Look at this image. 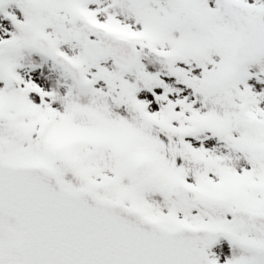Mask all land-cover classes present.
Wrapping results in <instances>:
<instances>
[{"label": "rangeland", "instance_id": "rangeland-1", "mask_svg": "<svg viewBox=\"0 0 264 264\" xmlns=\"http://www.w3.org/2000/svg\"><path fill=\"white\" fill-rule=\"evenodd\" d=\"M0 1L2 8L11 3ZM39 1L56 9L40 15L38 32L82 66L89 84L78 88L32 53L0 59V159L52 170L70 190L126 201L163 228H222L264 244L247 221L250 213L264 212V60L236 67L224 54L221 34L234 28L223 11L212 8L217 26L202 36L178 20L161 25L146 16L158 0ZM15 8L0 9V42H10L15 22L23 25L17 46L27 48L33 20ZM73 13L111 35L135 39V67L121 71L109 60L90 62L66 24ZM173 26L179 32L168 29ZM159 43L165 47L156 61L147 50ZM200 44L216 53L206 47L200 59ZM228 71L235 74L233 110L224 97ZM218 130L221 138L214 135ZM154 133L171 143L150 139ZM16 237L13 222L0 217V264L19 263ZM207 251L216 264H264V254L254 257L221 242Z\"/></svg>", "mask_w": 264, "mask_h": 264}, {"label": "water", "instance_id": "water-1", "mask_svg": "<svg viewBox=\"0 0 264 264\" xmlns=\"http://www.w3.org/2000/svg\"><path fill=\"white\" fill-rule=\"evenodd\" d=\"M236 16L238 7L230 4ZM201 25V16L188 12ZM68 24L85 55L98 62L110 59L119 69L130 70L137 51L124 40L106 34L72 15ZM236 43L237 64L264 55V31L255 24L242 25ZM262 31V32H261ZM29 45L64 70L80 86L88 81L80 65L61 55L42 34ZM233 76H224L232 85ZM229 107L232 95L226 93ZM221 138L223 133L216 132ZM0 215L18 227L15 240L19 264H212L207 247L218 241L264 252V245L246 241L221 229L183 227L165 230L119 202L97 198L88 189L68 190L56 174L39 166L9 164L0 160ZM250 227L264 237V213L248 217Z\"/></svg>", "mask_w": 264, "mask_h": 264}, {"label": "flooded vegetation", "instance_id": "flooded-vegetation-1", "mask_svg": "<svg viewBox=\"0 0 264 264\" xmlns=\"http://www.w3.org/2000/svg\"><path fill=\"white\" fill-rule=\"evenodd\" d=\"M151 4L153 6V9L150 12H146V16L149 15L152 19H156L159 23H161V25L166 23L168 25H171L170 21L174 20V22L176 23L175 20H178L184 25L198 32L202 36L211 35L210 32L212 31V25L216 24L217 26L218 20L215 17V13L217 12H214L215 9L212 8H216V10L220 8L223 11L226 19L233 25L234 28V31L231 33V35H225L224 33L221 34L222 41L226 45L227 50L224 54L229 57L230 60H233L234 45L238 38L241 36L242 25L246 26L247 23H253L257 25L258 28L264 31V0H158L157 2L152 1ZM230 4L237 5L238 10L235 12L236 16H234V14L232 13ZM191 6L194 7L208 22L209 29L207 31H204L195 26L193 22L188 19L186 7L187 10L190 11ZM168 29H177V32H179L180 26H173ZM142 35L143 33H141V37ZM131 39L135 40L133 38ZM153 44L154 43H149V45ZM170 44L171 43H168L167 46H170ZM154 46H156L157 49L147 50V55L157 58L161 56V49L165 47V45L163 46L159 43L158 45ZM196 47L191 50H194ZM206 47H208L214 54L216 53L209 46L204 45L205 50H201L198 55L199 58L203 57L205 59L207 51ZM262 59L264 60V57L260 58V60ZM159 60L161 59L157 58L156 61ZM233 75H235L234 72Z\"/></svg>", "mask_w": 264, "mask_h": 264}, {"label": "trees", "instance_id": "trees-1", "mask_svg": "<svg viewBox=\"0 0 264 264\" xmlns=\"http://www.w3.org/2000/svg\"><path fill=\"white\" fill-rule=\"evenodd\" d=\"M36 1L37 0H29V1H27V0H23V1L22 0H9L8 1V2H11L10 5H9L10 7H14L15 6V7H17V8H15L16 10H21L23 14L30 15L32 17L33 21H32L31 26H32V30L33 31L39 30V28H40V25L42 23L39 20V17H41L40 15L44 16L45 14H47V11L49 9H51V10H55L56 9V8L52 7L50 2L45 3V2H40L39 1L40 4H38ZM58 8H60V7L58 6ZM13 9H11V10H13ZM37 9H39V13L37 12ZM0 15L3 16L1 12H0ZM22 27H23V25L17 24L15 22L11 25L10 42L9 43H1L0 42V57H6V58L14 59L17 56H19V55L21 56L24 53H26L25 56H27V53H28V55H30V53H31L30 51L31 50L29 48H25V47H21L20 48V47L17 46V44L19 43V41H18L19 40V38H18V32L19 31L18 30H19V28H22ZM178 121L181 122L182 119H179ZM5 136H7V135H5ZM6 139L8 140L9 137H7ZM164 140H167V141H164L165 143H171V141H169L167 138L164 139ZM172 144H176V146L179 147L181 142H172ZM181 146H183V145L181 144ZM183 152L187 153V154H190V150L187 147L183 148ZM216 160L218 162L221 161V160L219 161V159H216ZM219 170L221 171V168ZM185 174H187V173H179V179L180 178H186ZM208 175H209L208 173H207V175H205L206 176L205 179L207 177H209ZM201 179L202 178L199 179V183L200 184H202L201 183ZM191 181L193 182L194 180L191 179ZM202 182H203V180H202ZM178 214L181 215V212H179Z\"/></svg>", "mask_w": 264, "mask_h": 264}]
</instances>
